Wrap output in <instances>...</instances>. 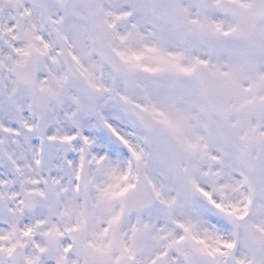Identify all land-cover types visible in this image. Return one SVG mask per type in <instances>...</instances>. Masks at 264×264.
<instances>
[{"label":"snow or ice","instance_id":"obj_1","mask_svg":"<svg viewBox=\"0 0 264 264\" xmlns=\"http://www.w3.org/2000/svg\"><path fill=\"white\" fill-rule=\"evenodd\" d=\"M0 264H264V0H0Z\"/></svg>","mask_w":264,"mask_h":264}]
</instances>
